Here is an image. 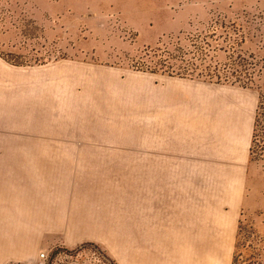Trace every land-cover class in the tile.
<instances>
[{"label":"rangeland","instance_id":"374dc122","mask_svg":"<svg viewBox=\"0 0 264 264\" xmlns=\"http://www.w3.org/2000/svg\"><path fill=\"white\" fill-rule=\"evenodd\" d=\"M263 94L264 0H0L3 136L53 147L21 161L0 264H264V151L192 176L241 156Z\"/></svg>","mask_w":264,"mask_h":264},{"label":"crops","instance_id":"0c3cea01","mask_svg":"<svg viewBox=\"0 0 264 264\" xmlns=\"http://www.w3.org/2000/svg\"><path fill=\"white\" fill-rule=\"evenodd\" d=\"M132 1H148V0H132ZM177 1V0H176ZM197 1V0H193ZM209 0H199V2H206ZM210 1H215V0H210ZM193 3V2H192ZM193 6V4H192ZM192 11H194L192 7ZM228 98L236 103V106L238 108V112L245 109H249L251 105V97H241V95L230 93L227 95ZM232 111H236L234 108L231 109ZM234 114V113H233ZM224 119L223 122L225 124L227 122L230 123V125L233 123L232 128L234 130H239L237 127V120L235 119H229L228 113L223 114ZM247 123L248 120L244 121L243 126L241 127L242 129V141H241V156L239 158H232L229 159L227 156L219 159H212L208 160L207 158L204 159H199V164L197 165V159L192 158V170H197V169H203V170H210V169H215V170H220L224 172L220 173H212V172H192V176H234V175H240V173H235V172H229L231 169L229 162H234L238 166L242 167V169H245L246 166L249 163L250 156H249V145L251 143L252 139V133L247 129ZM228 124V123H227ZM226 124V125H227ZM237 127V128H236ZM4 111L2 109L1 112V117H0V217L3 222L5 220L6 216L9 218L10 214L6 215L5 212V202H10L11 204L14 202H19L20 200V192H21V174L22 172V164L21 161L23 160H35V161H47L51 160L52 157H48L46 155H43L44 152H48L51 148L53 149L52 146L50 145H42L39 148L36 147H30L28 146L27 143H25V148L21 149V140L20 139H11L6 141L3 134H4ZM234 151V148H232ZM24 151V152H22ZM229 150L226 147L225 152L227 153ZM195 162V164H193ZM199 167V168H197ZM215 167V168H212ZM241 170V169H237ZM35 173L36 171L34 169L29 170L28 173ZM25 173V172H24ZM17 193V194H16ZM16 194V196H15ZM10 208V207H9ZM44 216L48 217L51 216L49 213H42ZM41 213L39 214L40 217L44 216ZM13 215V214H12ZM10 224L14 226L16 222L14 221V216L9 218ZM18 224V223H17ZM16 224V226H17ZM19 230L20 227L17 229L18 231V237L19 238ZM13 243L12 249H15V242ZM19 245V241L17 243V247Z\"/></svg>","mask_w":264,"mask_h":264},{"label":"trees","instance_id":"16d2710c","mask_svg":"<svg viewBox=\"0 0 264 264\" xmlns=\"http://www.w3.org/2000/svg\"><path fill=\"white\" fill-rule=\"evenodd\" d=\"M145 55L147 56L146 58H148V61L150 60L153 62V66L148 64V62L146 61H142V62H139L140 67L145 68L150 71L162 70L163 67H165L167 69L166 70L164 69L163 71L171 72V70H169L171 67L170 66L171 64L169 62H167L166 60L162 58H158L155 60L153 59L157 57V52L155 48L148 49ZM259 132L261 133L264 132V94L261 96L259 104L255 111L252 139H251V143L249 147L250 153H252L254 146L259 147L260 151H264V141H261V144H258V142H256Z\"/></svg>","mask_w":264,"mask_h":264},{"label":"built area","instance_id":"2783aa9c","mask_svg":"<svg viewBox=\"0 0 264 264\" xmlns=\"http://www.w3.org/2000/svg\"><path fill=\"white\" fill-rule=\"evenodd\" d=\"M60 256L65 260L73 258V256L68 252H62L60 253ZM34 264H55V263L50 261L48 252L42 251L38 254V257Z\"/></svg>","mask_w":264,"mask_h":264}]
</instances>
